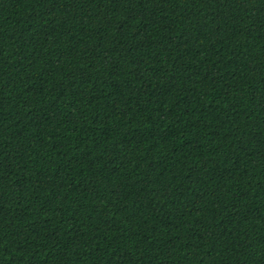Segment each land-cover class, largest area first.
I'll return each instance as SVG.
<instances>
[{
  "label": "trees",
  "instance_id": "16d2710c",
  "mask_svg": "<svg viewBox=\"0 0 264 264\" xmlns=\"http://www.w3.org/2000/svg\"><path fill=\"white\" fill-rule=\"evenodd\" d=\"M0 264H264V0H0Z\"/></svg>",
  "mask_w": 264,
  "mask_h": 264
}]
</instances>
